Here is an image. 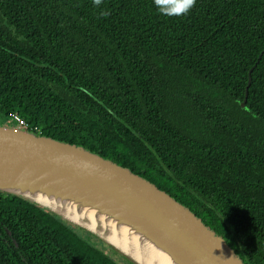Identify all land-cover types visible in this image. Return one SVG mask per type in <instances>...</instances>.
I'll return each mask as SVG.
<instances>
[{
    "label": "trees",
    "instance_id": "16d2710c",
    "mask_svg": "<svg viewBox=\"0 0 264 264\" xmlns=\"http://www.w3.org/2000/svg\"><path fill=\"white\" fill-rule=\"evenodd\" d=\"M13 113L147 177L264 264V0H196L178 17L154 0H0V115ZM0 264L133 263L0 191Z\"/></svg>",
    "mask_w": 264,
    "mask_h": 264
},
{
    "label": "water",
    "instance_id": "95a60500",
    "mask_svg": "<svg viewBox=\"0 0 264 264\" xmlns=\"http://www.w3.org/2000/svg\"><path fill=\"white\" fill-rule=\"evenodd\" d=\"M261 56V54H260ZM249 80L242 105L248 98ZM0 191L24 197L95 235L133 264H143L96 231L36 197L91 206L129 226L176 264H249L225 237L147 177L84 146L0 124ZM55 194V195H54ZM131 241V240H130Z\"/></svg>",
    "mask_w": 264,
    "mask_h": 264
},
{
    "label": "bare ground",
    "instance_id": "6f19581e",
    "mask_svg": "<svg viewBox=\"0 0 264 264\" xmlns=\"http://www.w3.org/2000/svg\"><path fill=\"white\" fill-rule=\"evenodd\" d=\"M52 197H55L56 200L47 199L45 196L35 199L56 210L63 211V214L73 222L96 231L143 264H176L163 250L148 243L145 239L146 246L144 248L138 246L140 236L131 231L125 223L111 219L107 214L91 206H78L77 203L59 195Z\"/></svg>",
    "mask_w": 264,
    "mask_h": 264
},
{
    "label": "clouds",
    "instance_id": "9594fccd",
    "mask_svg": "<svg viewBox=\"0 0 264 264\" xmlns=\"http://www.w3.org/2000/svg\"><path fill=\"white\" fill-rule=\"evenodd\" d=\"M99 7L102 0H93ZM196 3V0H154V4L162 15L168 17H178L186 14ZM102 15H109L108 12H102Z\"/></svg>",
    "mask_w": 264,
    "mask_h": 264
},
{
    "label": "built area",
    "instance_id": "2783aa9c",
    "mask_svg": "<svg viewBox=\"0 0 264 264\" xmlns=\"http://www.w3.org/2000/svg\"><path fill=\"white\" fill-rule=\"evenodd\" d=\"M10 120H14L16 122V125H19L20 127H23L25 129H28L27 128V123H26L25 119L22 118L21 116H19L18 114L13 113L10 116ZM34 131L40 132V130L38 128H34Z\"/></svg>",
    "mask_w": 264,
    "mask_h": 264
},
{
    "label": "rangeland",
    "instance_id": "374dc122",
    "mask_svg": "<svg viewBox=\"0 0 264 264\" xmlns=\"http://www.w3.org/2000/svg\"><path fill=\"white\" fill-rule=\"evenodd\" d=\"M0 124H5L8 126H16V124L13 123L12 120H10V119L7 120V119L3 118L2 115H0ZM17 126H19V125H17Z\"/></svg>",
    "mask_w": 264,
    "mask_h": 264
}]
</instances>
